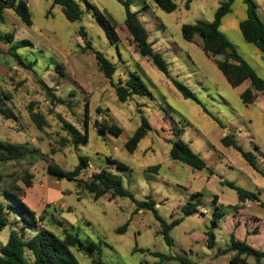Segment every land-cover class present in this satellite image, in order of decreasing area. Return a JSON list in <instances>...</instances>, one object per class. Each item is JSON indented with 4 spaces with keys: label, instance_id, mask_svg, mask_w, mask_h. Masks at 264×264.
<instances>
[{
    "label": "rangeland",
    "instance_id": "rangeland-1",
    "mask_svg": "<svg viewBox=\"0 0 264 264\" xmlns=\"http://www.w3.org/2000/svg\"><path fill=\"white\" fill-rule=\"evenodd\" d=\"M24 1L31 26L24 25L12 9L4 8L0 15V37L12 33V44L30 41L31 45L17 48L16 54L25 64L32 63L30 68L17 65L7 53L10 44L0 39V141L24 145L28 150L25 160L0 162V173L6 181L28 172L39 185L47 175L44 155L66 171H72L83 156L90 164L80 172V179L88 180L92 173L107 168L135 200L151 198L160 220L179 223L169 231L168 245L152 211H136L130 198L108 200L107 195L94 199L77 181L59 179L55 184L51 178L45 190L50 202L46 212L62 223V227H52L55 234L61 235L63 228L85 244L100 242V251L94 252L93 257L99 258L101 264H155L170 256L185 257L194 264H230L234 253L215 256L217 249L225 248L231 235L250 245L253 238L246 235L242 212L235 218L225 217L227 205L218 208L220 221L211 226L215 212L211 201L215 195L224 204L238 201L236 191L226 183L264 196V94L257 92L252 103H243L240 94L251 89L250 82L245 80L232 87L214 61L222 60V56L205 53L199 36L188 42L181 35L184 24L212 21L222 0H191L188 6V0H173L177 7L169 13L152 1L122 0L147 30L152 49L167 62L169 77L139 54L124 25L125 8L120 0H74L82 11L80 19L74 22L68 21L52 0ZM252 1L257 17L264 23V0ZM102 11L115 20L117 41L110 42L98 24L96 14ZM245 18L246 5L242 0H233L219 29L236 53L264 78V55L246 43L239 31V22ZM80 29L93 50L115 65V84L133 73L140 77L150 95L120 101L115 87L99 70L93 51L85 49ZM171 79L184 84L195 100L182 97ZM40 81L50 90H45ZM30 109L43 116L46 124L42 130L30 120ZM102 119L120 127L121 134L99 135L96 130ZM142 119L150 128L130 153L125 143ZM64 123L72 124L81 133L87 130L86 145L77 149L62 145L61 139L67 137ZM225 135L231 136L238 148L224 146L221 139ZM176 137L200 155L206 168L196 170L170 159L171 142ZM241 152L255 157L257 170ZM106 157L125 164L127 169L118 170L107 164ZM188 202L196 204L197 212L184 216L181 207ZM0 203L5 210L8 203L13 204L2 194ZM202 210L207 212L202 214ZM8 211L9 221L17 220L20 227L18 214ZM124 225L125 229L119 232ZM10 227L0 232L1 243L7 240ZM207 231L220 236L213 248L206 244ZM254 239H259L258 245L264 248L263 235ZM71 251L79 264H94L86 252L74 248ZM247 261L255 264L252 257ZM162 264L181 263L169 260Z\"/></svg>",
    "mask_w": 264,
    "mask_h": 264
},
{
    "label": "trees",
    "instance_id": "trees-1",
    "mask_svg": "<svg viewBox=\"0 0 264 264\" xmlns=\"http://www.w3.org/2000/svg\"><path fill=\"white\" fill-rule=\"evenodd\" d=\"M3 1V2H2ZM125 8L124 25L130 35L133 42L138 49L139 54L151 61L155 68L169 77L168 64L164 60L160 53L155 52L152 49V45L148 41V33L145 27L139 22L136 13L131 11L129 4L120 0ZM144 3L152 1L158 8L165 12H172L176 9V4L173 0H142ZM188 0L186 6H188ZM246 5V18L239 22V31L243 40L246 43L254 45L264 55V23L256 15V6L252 0H242ZM7 0H0V15L4 8L12 9L16 16L26 26H31V15L28 10V6L24 0H10L9 4H5ZM233 0H222L216 9L213 19L210 22L196 21L194 24H184L181 26L182 38L188 42H192L195 36H199L202 40V50L211 55L212 57L222 56V60L215 59V64L219 71L224 75L227 82L235 87L245 80L250 82V88H246L241 94L240 98L243 103H252L256 98V93L261 92L264 94V78L259 77L251 66L244 61L229 44L224 34L220 31L222 18L231 11V5ZM54 5L61 7L64 17L74 22L80 19L82 11L79 5L74 0H52ZM145 7V5H144ZM96 20L98 24L104 29V32L110 42L117 41V37L114 33V29L117 26L115 20L106 12H97ZM82 36L85 49L93 51L99 70L110 81L111 85L115 87V92L118 99L122 102L127 101L132 96H148L150 95L148 89L143 84L140 77L136 74H129L124 80L119 79L115 84L112 81V76L116 71V67L103 54L93 50L91 42L87 39L83 29L79 30ZM2 41L10 46L7 49V53L14 58L15 62L19 66L30 68L32 63L25 64L22 59L16 54V49L22 46L31 45L30 41L22 40L18 44H12L14 35L12 33H6L0 37ZM2 50L0 48V54ZM175 89L184 98H190L195 100L194 94L182 83L171 79ZM43 88L47 91L50 89L40 81ZM59 101V99H58ZM6 115V113L1 110ZM87 112L85 111V117L87 118ZM7 117V115H6ZM29 118L35 124L38 130H42L45 126V120L39 112H33L29 110ZM86 123V120L85 122ZM149 124L146 120L142 119L141 125L135 130L131 137L125 143V148L128 152L132 153L136 149L140 140L144 137ZM86 129V128H85ZM63 130L66 132V138H62V145L69 144L75 149L79 146L86 145L87 143V130L81 133L72 124L64 123ZM97 133L112 134L113 136H119L122 132L121 128L113 123L108 122L106 119H102L98 123ZM221 143L224 146H233L238 148L235 141L231 136L225 135L221 139ZM51 153H54L52 150ZM242 157L247 163L255 170H257V163L255 157L250 153L241 152ZM28 156L27 147L20 144H7L0 141V162H19L25 160ZM169 157L173 161L181 162L193 169L202 170L206 168L204 160L200 155L194 153L188 144L176 137L171 142ZM42 159L46 164V172L52 175L55 179H67L77 181L86 190H88L94 199L107 196L108 200H112L116 197L130 198L135 203L136 211L145 209L150 210L160 222L161 234L164 241L171 245V238L169 231L172 227L179 223V220H174L170 224L160 220L155 211V203L149 197H146L143 201H137L133 195L123 187L121 180L113 175L107 168H102L97 172L90 175L88 180H82L79 178L80 172L88 167V160L80 156L78 158V164L72 171L63 170L53 159L44 155ZM105 161L109 165H113L118 170H126L127 166L114 158L106 157ZM18 178V179H15ZM10 181H6L4 174L0 173V194L9 198L14 204H7L8 210H12L20 217L21 226L16 224L17 220L11 222L8 219V210H5L0 203V232L6 227L11 226L7 240L5 243L0 242V264H79L73 255L71 249L74 248L77 251H83L92 258L94 264H101L99 258H94L93 253L100 251V242H88L83 243L76 234L68 232L66 229L61 230V235H57L52 231V227H62L61 221L56 219L54 215L49 218L45 217V213L36 214L30 210L23 202L25 195V188L32 186L33 177L30 173L24 172L20 176H16ZM230 188L234 189L237 193L238 202L242 203L246 199L258 200V196L255 193L246 191L233 183H226ZM216 200V196H213L212 201ZM219 207H215V212L211 220V226H216L220 217L217 212ZM181 211L184 216H190L197 212L195 203H186L181 207ZM25 215L27 217H25ZM122 226L118 229L122 232L125 229ZM27 229H32L31 233L27 232ZM206 244L209 248L215 246V235L212 231L206 232ZM230 252L234 254L230 257V264H247V258L252 257L256 264L264 260V250H257L244 241L235 239L233 235L229 238V244L223 250L218 251L217 255H226ZM176 260L181 264H194L185 257H163L159 262L155 264H162L163 261ZM142 264H150L143 262Z\"/></svg>",
    "mask_w": 264,
    "mask_h": 264
},
{
    "label": "crops",
    "instance_id": "crops-1",
    "mask_svg": "<svg viewBox=\"0 0 264 264\" xmlns=\"http://www.w3.org/2000/svg\"><path fill=\"white\" fill-rule=\"evenodd\" d=\"M51 178L54 179L55 184L58 183L57 179H55L52 175L47 173V175H45L41 178L42 181L39 182V185H36L35 182L33 181L31 187L25 188V195L23 197V202L25 203V205L30 210L34 211L36 214L45 213L46 218H49V215L46 212V205H49L50 202H49V200L46 199L47 197L45 194V190L47 192V188H49L48 183L49 184L51 183V181H50ZM249 192H251V191H249ZM252 193H254V192H252ZM255 194H257V193H255ZM215 196H216V200L211 201V202H213L215 207L222 208V206L227 205V211L224 213L225 217L234 216V218H235V215H238V213L242 212V215L244 216L243 220H244V223L246 226V235L248 237H252L253 238L252 242L256 243V244L252 243L250 245L247 242L246 243L248 245H250L251 247L257 249V250L263 251L264 248H261V246L258 245L259 239H254V238H260V236H262V235L264 236V231H263V228H264V196H263V194L261 192L257 194L258 200L253 201V200L246 199L242 203L237 201V202H233L230 204L222 203L220 196H218V195H215ZM202 211H205V213L207 212L206 210H202ZM219 221H220V219H219ZM261 224L263 227L261 226ZM219 237L215 236V246L218 243ZM235 239H237V238H235ZM2 243H4V242H2ZM227 246H228V244H227ZM223 249L218 248L217 253H218V251L223 250ZM217 253L215 256H218ZM248 262L249 261H247V264H251L250 262L249 263ZM259 264H264V260L260 261Z\"/></svg>",
    "mask_w": 264,
    "mask_h": 264
},
{
    "label": "water",
    "instance_id": "water-1",
    "mask_svg": "<svg viewBox=\"0 0 264 264\" xmlns=\"http://www.w3.org/2000/svg\"><path fill=\"white\" fill-rule=\"evenodd\" d=\"M10 0H7V2L5 3L6 5L9 4Z\"/></svg>",
    "mask_w": 264,
    "mask_h": 264
},
{
    "label": "built area",
    "instance_id": "built-area-1",
    "mask_svg": "<svg viewBox=\"0 0 264 264\" xmlns=\"http://www.w3.org/2000/svg\"><path fill=\"white\" fill-rule=\"evenodd\" d=\"M82 172V171H81ZM202 214H205V211H202Z\"/></svg>",
    "mask_w": 264,
    "mask_h": 264
}]
</instances>
